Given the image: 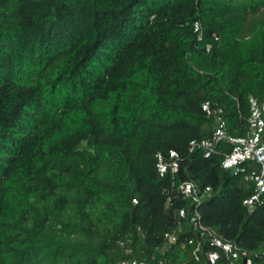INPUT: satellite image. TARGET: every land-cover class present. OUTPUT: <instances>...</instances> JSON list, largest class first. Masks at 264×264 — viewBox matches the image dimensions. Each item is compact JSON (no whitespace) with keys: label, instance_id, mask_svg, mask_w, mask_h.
I'll use <instances>...</instances> for the list:
<instances>
[{"label":"trees","instance_id":"1","mask_svg":"<svg viewBox=\"0 0 264 264\" xmlns=\"http://www.w3.org/2000/svg\"><path fill=\"white\" fill-rule=\"evenodd\" d=\"M250 98L264 0H0V264H120L127 240L151 264H207L178 229L186 181L211 188L202 224L260 255L264 202L243 207L255 186L222 169L231 147L188 150L214 130L206 102L244 137Z\"/></svg>","mask_w":264,"mask_h":264},{"label":"built area","instance_id":"2","mask_svg":"<svg viewBox=\"0 0 264 264\" xmlns=\"http://www.w3.org/2000/svg\"><path fill=\"white\" fill-rule=\"evenodd\" d=\"M199 25L195 31L198 32ZM202 111L207 118H214L215 124L212 134L203 141H192L189 144V152L195 149L204 152V158L216 153V147L222 142H226L231 147V153L226 154L221 163L224 171L232 175L243 174L245 181L254 184L253 193L243 201V207L247 213H252L264 202V101L250 98V116L247 119V132L244 137H230L227 133V124L223 118L220 108L206 102L202 106ZM156 173L161 178L165 175H174L179 168V156L175 151H171L168 156L161 153L156 155ZM182 199L190 202L188 209L178 210V229L183 232L181 223L185 220L190 230L195 234L193 238L184 237L188 245L193 247V255L199 260L201 258L207 264H254V261L264 259V250L260 255H250L247 251L240 249L234 241H228L219 236L211 228L205 227L201 222L199 207L205 199L211 195V188L199 189L193 182H183L176 189ZM134 203H137L133 200ZM170 204V198L167 199ZM166 245L172 246L177 243V236L172 233L164 235ZM131 241H119L118 245L126 257L120 264H151L148 261L133 257L130 248ZM159 264H170L160 262Z\"/></svg>","mask_w":264,"mask_h":264}]
</instances>
